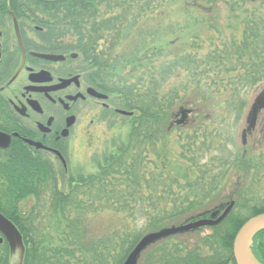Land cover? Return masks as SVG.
I'll return each mask as SVG.
<instances>
[{"label": "trees", "instance_id": "trees-1", "mask_svg": "<svg viewBox=\"0 0 264 264\" xmlns=\"http://www.w3.org/2000/svg\"><path fill=\"white\" fill-rule=\"evenodd\" d=\"M21 1L61 18L54 32H74L103 85L133 111L125 137L111 139L96 168L71 172L68 183L58 182L26 148L3 164L0 210L23 232L24 264H122L146 232L231 200L233 209L210 232L166 237L149 246L138 264H237V231L264 212V155L246 147L229 150L227 137L244 117L249 93L264 83V0H220L230 8L229 35L205 6L218 0H177L183 4L178 21L171 14L174 0ZM173 144L182 148L175 160ZM32 197L25 208L22 202ZM138 205L147 210L143 228L116 230L107 240L87 238L89 212ZM109 241L117 246L112 262L110 252L98 250L101 244L111 249ZM3 248L0 264H7ZM252 249L264 264V229ZM82 251L92 256L80 261Z\"/></svg>", "mask_w": 264, "mask_h": 264}, {"label": "flooded vegetation", "instance_id": "flooded-vegetation-1", "mask_svg": "<svg viewBox=\"0 0 264 264\" xmlns=\"http://www.w3.org/2000/svg\"><path fill=\"white\" fill-rule=\"evenodd\" d=\"M32 3L0 0V132L10 135V143L0 145V183L6 179L3 164L21 148L68 183L72 138L94 136L118 116L131 115L119 111L128 109L103 85L77 35L54 32L53 23L62 19L44 16ZM202 227L213 225L197 229Z\"/></svg>", "mask_w": 264, "mask_h": 264}, {"label": "rangeland", "instance_id": "rangeland-1", "mask_svg": "<svg viewBox=\"0 0 264 264\" xmlns=\"http://www.w3.org/2000/svg\"><path fill=\"white\" fill-rule=\"evenodd\" d=\"M180 1L174 0L171 3L172 5V19L174 21H178L182 19V11H180V8L178 6H182L183 4L179 3ZM180 6V7H181ZM207 9H210L209 14L211 16L216 13L221 18V21L224 23L225 29H226V35L231 34V30L233 29L232 27H228V21L230 22L232 18H230L231 13H230V8L224 1H216V3H209L205 4ZM175 7V8H174ZM242 31V26L240 29L237 31L238 36L241 35ZM173 37L172 34L168 35L167 38ZM222 39L218 38L216 43H221ZM207 43V48H208ZM262 91H264V83L259 84L255 89H253L249 93V100H248V106L245 112L244 117L238 122V124L232 129L231 132L229 131L228 135V143H227V148L229 150H242L245 147L251 150V153H255L257 155H264V107L260 109L257 124L253 132L248 134L247 137V143L246 145L243 144V138H242V131L243 129L247 126V114L248 111L251 107L252 102L254 99L257 97L258 94H260ZM130 117H122L118 116V119L116 120V123H113L110 126H102L99 131L94 136H80L77 135L76 137L72 138L73 139V148L70 149V160H69V166H70V171H73L74 173L76 172H90L93 171L96 166L99 157L102 156V151L107 150L110 148H107L111 143L113 139H120L125 137L127 132L130 129ZM112 139V140H111ZM245 148V149H246ZM182 148L178 146L177 144H173L170 148L171 151V158L175 160V158L178 157V154L181 153ZM209 157L204 159V161H209L207 160ZM229 178L232 177V171L228 172ZM228 177V176H227ZM232 179H236V177L233 176ZM262 182H264V178H262ZM230 184V183H229ZM231 186V185H229ZM230 187H226L225 192L228 193L230 192ZM221 199H219L217 202H219ZM34 199H28L26 202H22L23 206L26 207H31L33 204ZM150 203H145L144 208L148 207L147 209L149 210ZM100 207V206H99ZM147 210L143 212L141 207L139 205L136 208L131 209V207H128L127 209H105V210H100L97 209V211H91L87 214V220L86 222L89 225L90 228V233L87 238L92 239V237H99L103 238L102 240H107L112 233H114L116 230H134V229H139L143 228L145 221H146V215H147ZM219 224V223H218ZM201 235L210 232V228L202 227L201 228ZM174 235V234H173ZM191 241L196 238V236H190ZM254 242V241H253ZM107 243H112L111 241ZM2 248H7L8 249V260H9V247H7L6 242H2L0 244ZM105 244H101V246H98V250H105L109 255L108 259L109 262L113 261L114 256L116 255V250L117 246L115 243L110 244V248L105 247ZM112 245V246H111ZM3 248V249H4ZM252 250V255L253 257L256 258L255 254L253 253ZM79 260L80 261H85L87 256H92L90 253H84L82 251V254ZM259 260L258 258H256ZM8 264V261H7Z\"/></svg>", "mask_w": 264, "mask_h": 264}, {"label": "water", "instance_id": "water-1", "mask_svg": "<svg viewBox=\"0 0 264 264\" xmlns=\"http://www.w3.org/2000/svg\"><path fill=\"white\" fill-rule=\"evenodd\" d=\"M57 1V0H47ZM48 58H58L59 55L38 53ZM264 107V91L261 92L251 104L247 114V126L242 131L243 142L257 122L260 109ZM124 114H132V111L119 109ZM10 143V135L0 132V145L7 146ZM57 153L63 158V155L57 150ZM235 201L231 200L224 208L216 207L211 211L210 215L204 216L207 211L201 212L198 218H192L180 224H171L163 226L157 230L148 231L141 236L134 247L130 250L122 264H138L145 251L150 245L164 239L173 234L182 233L191 229H196L203 225H216L220 223L231 211ZM264 229V212L257 213L248 218L236 233L233 252L237 264H251L250 260L254 259L257 264H262L252 255V243L254 235ZM0 243L6 240L9 245V261L8 264H23L26 254V244L22 231L17 224L0 210Z\"/></svg>", "mask_w": 264, "mask_h": 264}, {"label": "bare ground", "instance_id": "bare-ground-1", "mask_svg": "<svg viewBox=\"0 0 264 264\" xmlns=\"http://www.w3.org/2000/svg\"><path fill=\"white\" fill-rule=\"evenodd\" d=\"M251 264H257L256 261L253 259L250 260Z\"/></svg>", "mask_w": 264, "mask_h": 264}]
</instances>
